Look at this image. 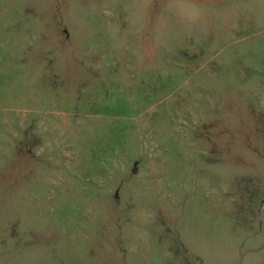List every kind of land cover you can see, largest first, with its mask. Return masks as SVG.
<instances>
[{
	"label": "rangeland",
	"instance_id": "374dc122",
	"mask_svg": "<svg viewBox=\"0 0 264 264\" xmlns=\"http://www.w3.org/2000/svg\"><path fill=\"white\" fill-rule=\"evenodd\" d=\"M0 264H264V0H0Z\"/></svg>",
	"mask_w": 264,
	"mask_h": 264
}]
</instances>
